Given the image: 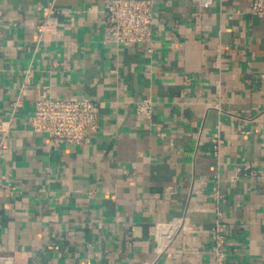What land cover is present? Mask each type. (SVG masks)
<instances>
[{"label":"crops","instance_id":"crops-1","mask_svg":"<svg viewBox=\"0 0 264 264\" xmlns=\"http://www.w3.org/2000/svg\"><path fill=\"white\" fill-rule=\"evenodd\" d=\"M105 1L0 0V264H212L216 219L226 264H264V16L152 0L150 42L113 45ZM39 98L96 103L97 132L50 148Z\"/></svg>","mask_w":264,"mask_h":264},{"label":"built area","instance_id":"built-area-1","mask_svg":"<svg viewBox=\"0 0 264 264\" xmlns=\"http://www.w3.org/2000/svg\"><path fill=\"white\" fill-rule=\"evenodd\" d=\"M202 9H209L212 0H199ZM152 0H106L101 10L103 16L102 40L107 44H144L150 42L152 21ZM251 14L264 16V0H251ZM57 12L51 4L42 9V20L37 27L39 34L52 33L55 29L54 18ZM137 114L148 116L153 104L147 99L134 102ZM97 104L89 100H52L39 98L34 101L33 115L29 126L36 133L47 136V145L57 148L61 145L78 146L86 135L97 132L99 128ZM213 150L221 144L218 134L212 138ZM179 223L168 224L158 235L168 242L177 235ZM209 254L212 264H226L228 251L226 233L216 219L210 231Z\"/></svg>","mask_w":264,"mask_h":264}]
</instances>
